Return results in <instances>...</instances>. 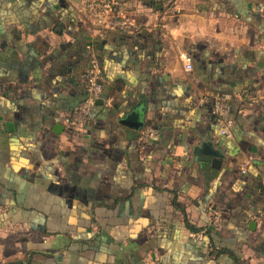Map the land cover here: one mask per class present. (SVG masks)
Here are the masks:
<instances>
[{"label":"crops","instance_id":"1","mask_svg":"<svg viewBox=\"0 0 264 264\" xmlns=\"http://www.w3.org/2000/svg\"><path fill=\"white\" fill-rule=\"evenodd\" d=\"M87 1L0 0V264H264V0H128L133 34Z\"/></svg>","mask_w":264,"mask_h":264},{"label":"built area","instance_id":"2","mask_svg":"<svg viewBox=\"0 0 264 264\" xmlns=\"http://www.w3.org/2000/svg\"><path fill=\"white\" fill-rule=\"evenodd\" d=\"M128 0H88L84 4V11L91 25L99 32H119L122 34H133L140 32L143 27L134 15L129 11ZM185 70L192 71V59L185 58ZM86 98L78 104L71 115L66 118L68 126L77 128L86 127L91 120V111L96 102L101 99L104 89V75L101 65L95 56H92L90 67L84 76ZM232 96L228 94H217L213 96V112L219 126L222 137L232 136V122L229 119ZM264 187V182H263ZM264 223V212L260 216Z\"/></svg>","mask_w":264,"mask_h":264},{"label":"water","instance_id":"3","mask_svg":"<svg viewBox=\"0 0 264 264\" xmlns=\"http://www.w3.org/2000/svg\"><path fill=\"white\" fill-rule=\"evenodd\" d=\"M196 153L198 155L197 159L203 163L204 168H218L221 165L222 155L219 152L213 151L211 146H203Z\"/></svg>","mask_w":264,"mask_h":264}]
</instances>
